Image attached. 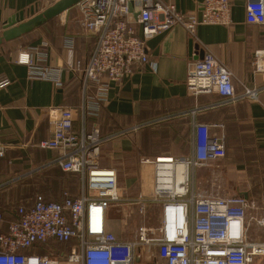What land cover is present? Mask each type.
Here are the masks:
<instances>
[{
    "label": "built area",
    "instance_id": "obj_1",
    "mask_svg": "<svg viewBox=\"0 0 264 264\" xmlns=\"http://www.w3.org/2000/svg\"><path fill=\"white\" fill-rule=\"evenodd\" d=\"M135 1L138 10L134 18L131 0H81L75 6L81 27L97 36L83 82L100 85L98 102H104L108 83H120L134 65L148 63L145 42L152 37L177 24L192 37L199 26L232 24L234 0H204L199 17L179 12L172 3ZM245 22L264 26V0H247ZM262 61L264 51H256L253 65L259 68ZM43 62L42 57L33 61L29 53L18 58V63L28 66L30 79H53ZM54 82L61 87L58 79ZM6 85V80L0 81V88ZM185 86L195 98L215 95L228 101L237 99L231 72L209 55L190 66ZM259 92L246 89L243 96L256 99ZM96 109L97 105L93 111ZM58 112L51 137L37 146L57 153L55 164L62 172L78 175V196L63 205L38 199L31 209L19 208L16 220L0 232V264H136L139 249L152 247L160 264H264V242L248 240L251 222L264 229L263 219L248 217L254 204L242 196L219 195L218 172L206 179V190L197 185L200 171L212 169L214 173L225 160L222 125L194 122L188 157L142 158L140 164L152 169V190L149 195H136L119 187L116 169L102 166L106 140L99 127L93 124L88 131L82 128L75 132L73 111L64 108ZM127 205L136 207L139 221L132 241H123L109 224L110 211ZM151 205L157 206L159 214L154 228L147 223ZM3 216L0 210V229ZM72 239L76 246L66 253L30 252L39 244Z\"/></svg>",
    "mask_w": 264,
    "mask_h": 264
},
{
    "label": "crops",
    "instance_id": "obj_2",
    "mask_svg": "<svg viewBox=\"0 0 264 264\" xmlns=\"http://www.w3.org/2000/svg\"><path fill=\"white\" fill-rule=\"evenodd\" d=\"M57 1L0 0V33L4 23L15 15L25 13L24 20H27L31 17L27 15L30 9H35V14H38ZM159 1L174 4L183 14L199 17L204 0ZM246 2L247 0L233 1L230 27L199 26L192 37L181 24H177L147 40L145 45L148 63L134 65L131 74L122 82L108 83L103 103L97 101L100 85H85L83 82V71L97 36L81 27L77 7L15 41L3 43L0 46V81L6 80L8 85L0 88V148L3 149L0 156V205L9 201L5 188L11 187L16 192L28 187V183L42 182L44 187L50 184L52 189L61 184L56 179V174L65 179H74L76 186L74 184L73 187H76L78 195L79 177L59 169L55 164V151L41 150L37 146L39 142L51 137L52 122L59 117L58 110L65 108L73 111L72 126L75 132L82 128L88 131L96 124L106 140L105 144L110 142L116 147L114 151L120 155L132 151V143L121 138L135 134L136 142H144L145 132L155 125L163 128L164 133L159 130V137H164V143L171 136L177 140L175 142L185 144L178 146L179 144L173 143L169 147L165 145L163 152H150V156L143 158L188 157L191 153L194 122L209 126L222 125L226 157L222 163L221 181L226 182L227 179L234 185V192L225 196L246 195L247 200L255 206L248 212V217L262 219L264 61L259 68L253 65V61L256 51H264V26L245 22ZM137 10V2L131 0L130 12L133 18ZM135 28L141 37L139 28ZM22 53H29L33 61L42 57L44 62L41 65L54 78L30 79L28 66L18 63ZM207 55L231 72L237 96L234 101L215 95L195 98L187 92L185 79L188 69ZM54 79L59 80L61 87L55 85ZM252 88L259 89L257 98L244 97V91ZM95 105L97 109L93 111ZM193 111H196L194 116ZM101 164L110 167L102 157ZM140 167L142 178L144 169L145 172L146 169L150 172L152 190L151 167ZM207 171L210 172L207 180L217 172L213 173L212 169ZM123 185L131 188L133 183L127 180L121 185L122 188ZM135 189L138 190L136 187ZM30 199L31 197L27 198ZM258 205L262 209L259 211L260 215ZM0 210L5 215L2 207ZM110 227L115 229L112 225ZM254 227L256 230L262 229L251 222L248 229L250 241H256L250 237V230ZM135 237L136 233L132 239L120 238L132 241ZM153 249L147 248L144 252L150 253L153 264H160L156 248L154 255ZM138 252L140 254L141 250Z\"/></svg>",
    "mask_w": 264,
    "mask_h": 264
},
{
    "label": "rangeland",
    "instance_id": "obj_3",
    "mask_svg": "<svg viewBox=\"0 0 264 264\" xmlns=\"http://www.w3.org/2000/svg\"><path fill=\"white\" fill-rule=\"evenodd\" d=\"M159 125H155L153 128H150L148 132H145V139L144 142H136L134 137L135 134H129L124 136L121 139H127V141L132 143V151H129L127 153H117V151H114L116 148L115 146H112L110 142L104 143L102 146V159L103 161L108 164V166L116 169L118 171L117 173V181L119 186L124 184L125 182L130 181L133 183V185L138 189L136 190L135 187L132 185L131 188L124 187L126 185H123L124 193L126 190H129L133 194H140L141 192L146 193L149 195L151 191V182H150V172L148 173L147 169L145 172V169L143 171V175L145 177L142 178L140 176L139 170L141 165H140V160L145 157V156H150V152H155V154H158V152H163L164 146L167 145L168 147L170 144H179L178 146H184V142H175L177 140H174L171 138V136H168L166 139V143L162 141L163 136H161V139L159 137L160 131H162L163 128H159ZM161 126V125H160ZM162 127V126H161ZM162 133H164L162 131ZM137 135V134H136ZM105 146V147H104ZM123 154V155H122ZM140 165V166H139ZM222 166L217 170L218 174L221 173ZM149 174V175H148ZM210 176V172L207 170H202L198 173V187H200L201 190H206L208 187L206 184V179L207 177ZM223 174L219 175V185L217 183L216 185V191L220 192L219 195L225 196L228 194H232L234 192L233 189V184L230 183L227 179L226 182L221 181L222 180ZM227 177V176H226ZM225 178V176H224ZM210 186V185H209ZM134 188V189H133ZM20 191L14 192V195H17ZM256 199V197H254ZM136 207L132 205H127L125 207H122L117 210H111L109 213V224L114 225L115 229L113 230L114 233L118 236H122L123 238H128L132 239L134 238V235L137 231L139 221L136 218ZM262 210L260 209L258 205V214L260 215L259 211ZM260 218V217H259ZM264 221V217H261ZM148 225L152 228L158 226L159 224V214H158V209L156 205H151L148 211ZM4 225V224H2ZM6 228V227H5ZM250 230V237L253 240L260 241L261 243L264 241V230L259 229L256 230V228H251ZM5 230V229H4ZM261 230V231H260ZM249 234V233H248ZM152 254L154 255L155 252V247H153ZM141 250V253L139 252L136 253V256L138 258V261L136 264H153L151 261V256L149 254H145L144 248L139 249ZM143 252V253H142ZM153 259V258H152Z\"/></svg>",
    "mask_w": 264,
    "mask_h": 264
},
{
    "label": "trees",
    "instance_id": "obj_4",
    "mask_svg": "<svg viewBox=\"0 0 264 264\" xmlns=\"http://www.w3.org/2000/svg\"><path fill=\"white\" fill-rule=\"evenodd\" d=\"M55 177L61 184H59L58 187L55 186L52 189H50V184L44 187V185L41 184L42 182H34L28 183V187H24L20 190L19 193H17V195H14L15 191L11 190V187L5 188L4 191H7L9 201L7 203H4L3 205H0V207L4 209V213L6 212L3 216L4 225H2L0 232L4 231L9 222L16 220V214L19 208L31 209L32 207H34L38 199H41L44 203L54 202L59 205H63L66 200H73L78 196L75 187L76 181H74V179H65L63 177L57 176V174L55 175ZM74 184L75 186L73 187ZM70 187L72 188L69 189ZM28 197H31V199L27 200ZM72 246H76L75 239L62 243L48 242L45 244H39L35 246V248L30 252L38 255L48 254L50 252L66 253Z\"/></svg>",
    "mask_w": 264,
    "mask_h": 264
},
{
    "label": "water",
    "instance_id": "obj_5",
    "mask_svg": "<svg viewBox=\"0 0 264 264\" xmlns=\"http://www.w3.org/2000/svg\"><path fill=\"white\" fill-rule=\"evenodd\" d=\"M80 1L81 0H58L53 5L38 14H35V9H30L27 12V15L31 17L27 20H24L25 13L15 15L10 20H7L3 25L2 32L0 33V46L3 43L15 41L22 36L29 34L46 22L72 9ZM190 47L192 49L191 42ZM242 197L247 199L246 195H242Z\"/></svg>",
    "mask_w": 264,
    "mask_h": 264
}]
</instances>
